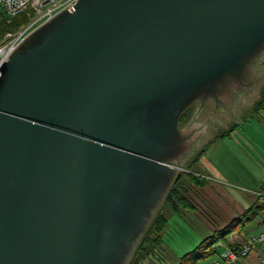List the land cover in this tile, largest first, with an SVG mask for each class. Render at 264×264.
Listing matches in <instances>:
<instances>
[{
  "label": "water",
  "instance_id": "1",
  "mask_svg": "<svg viewBox=\"0 0 264 264\" xmlns=\"http://www.w3.org/2000/svg\"><path fill=\"white\" fill-rule=\"evenodd\" d=\"M262 45L264 0H79L35 29L0 67V264H119L198 140L177 119Z\"/></svg>",
  "mask_w": 264,
  "mask_h": 264
},
{
  "label": "rangeland",
  "instance_id": "2",
  "mask_svg": "<svg viewBox=\"0 0 264 264\" xmlns=\"http://www.w3.org/2000/svg\"><path fill=\"white\" fill-rule=\"evenodd\" d=\"M35 2L40 3L41 1L36 0L32 3ZM45 8L46 7H44V9ZM27 10H31L28 12V15H30L29 20L31 21L33 10L31 8ZM44 22L45 20H38L34 23V25L27 30L26 34L29 33L28 35L25 34V37L27 38ZM27 25L19 28V31H16V33L14 32V34L26 30L30 24ZM7 41V36H3L0 39L1 46H4ZM238 70H240V75L238 74L236 81L240 80L241 86H234L229 90L227 88L229 86H222L219 88L220 94L226 91V95H228V97H225V101L222 100V102L215 104L214 100L209 97L203 102L198 99L192 102L180 116L182 117L186 111L191 110L192 115L181 130L186 131L187 123L191 121L194 122V131L197 129L199 133V135H197L198 140L196 144H194L196 146L195 149L197 148L199 150L204 148L203 163H205L206 166H216L227 180L246 179L254 174L259 178L262 176L260 172L252 173V171L253 169L256 170L254 167L255 161L257 165L259 164V160L264 164V113L253 112V106L259 98V90L264 83V45L258 47L253 54L242 61ZM209 113L212 114L209 115L210 118L215 120L211 123L209 121H204ZM208 122L210 125H208ZM230 134L232 135L229 138L228 136ZM240 143H244L245 146L242 148L236 146ZM198 150H195V152L187 156L184 162L185 165L190 159L196 157ZM182 181L191 183V180L186 174H183ZM251 183L255 184L256 181L252 180ZM234 184L237 185V183ZM191 197H194L193 193H191ZM163 202L159 205L154 216L148 223L150 224L158 213H162L166 219V226L162 233V244L145 257L141 264H175V261L172 260L175 259L176 255L180 261L181 257H184V255L189 252L181 246V243L185 242L188 244L189 242L201 241L202 238H205H201L199 233L192 228V225L190 226L186 220L182 219L183 214L186 213L188 221L190 219V221L193 220L198 224L197 220L194 219L192 209L181 207L178 211H174L169 209L168 206H163ZM140 228L141 225H139L132 238L129 239V241H133L132 245L129 250L124 253L119 264L130 263L131 256L146 231V229L139 231ZM196 237L198 239H196ZM164 244L166 245L165 252H158L162 249ZM175 248H177L176 251ZM147 258L149 259L146 260ZM191 262L192 260L189 263L185 262V264H190Z\"/></svg>",
  "mask_w": 264,
  "mask_h": 264
},
{
  "label": "crops",
  "instance_id": "3",
  "mask_svg": "<svg viewBox=\"0 0 264 264\" xmlns=\"http://www.w3.org/2000/svg\"><path fill=\"white\" fill-rule=\"evenodd\" d=\"M231 135L228 137L230 138ZM236 146L242 148L245 145L240 143ZM195 147L192 152L198 150ZM203 151L204 148L198 150L197 153L200 155L189 166V173L197 179L191 181L190 186L194 194L191 199L193 201V216L198 224L193 220L190 221V219L188 221L186 213L183 214L182 219L186 220L190 226L192 225V228L199 233L201 238H205L188 244L181 243V246L189 251L185 255L204 245L208 246L205 254L201 250H197V254L193 256L190 264H212L215 261L220 262V264H259L260 260L264 259V239L261 241L255 239L261 235L264 236V211L250 220L247 219L250 216L249 212L261 204L257 202L256 193L264 181V164L260 160L258 165L256 161L254 162L256 170L253 169L252 173L260 172L262 174L260 178L254 174L250 175L249 178L245 177L246 179L227 180L216 166H206L203 163ZM180 166V168H186L187 164L185 165L183 161ZM252 180H255L256 183H251ZM254 211L258 210L254 209ZM220 234L224 235V240ZM214 237H218L217 240L205 241L213 240ZM196 239L198 238L196 237ZM248 241H252L253 247L246 257H230L232 253L237 254ZM165 248L166 245L164 244L158 252L163 251L164 253ZM182 257L179 261L176 255L172 261H175V264H183Z\"/></svg>",
  "mask_w": 264,
  "mask_h": 264
},
{
  "label": "trees",
  "instance_id": "4",
  "mask_svg": "<svg viewBox=\"0 0 264 264\" xmlns=\"http://www.w3.org/2000/svg\"><path fill=\"white\" fill-rule=\"evenodd\" d=\"M30 11L31 10H27L26 12L20 13L9 21V19L4 15L3 11L1 12L0 10V38H2L6 33H14L18 31L19 28L27 25L30 22V15H28V12ZM258 95L259 98L253 106V112L264 113V83L262 84ZM191 115V110L186 111L180 119L179 126L181 127L183 124H185L190 119ZM199 155L200 153H197L195 158H198ZM195 158L188 161L186 166L188 171L190 169V164L195 160ZM183 174H186V176L188 175V178L191 181L197 180L192 174L188 172H180L177 175L163 202V206H168L169 209L174 211H178L181 207L190 209L193 208V201L189 195L191 192L190 182L182 181ZM254 209H257L258 211H254ZM254 209L249 212L250 216L247 220H250L254 216L261 214L264 211V203H261L258 207L255 206ZM165 226L166 219L162 213H158L149 224L144 235L136 246L129 264H140L145 257H147L151 252L161 245L162 233L165 229ZM220 237L222 240L225 239L223 234ZM217 238L214 237L213 240L209 239L205 241H214L217 240ZM207 248L208 246L201 245L199 248H197V250H201L204 253L206 252ZM197 250L185 255L182 258V263L185 264V262L191 261L193 256L197 254Z\"/></svg>",
  "mask_w": 264,
  "mask_h": 264
},
{
  "label": "built area",
  "instance_id": "5",
  "mask_svg": "<svg viewBox=\"0 0 264 264\" xmlns=\"http://www.w3.org/2000/svg\"><path fill=\"white\" fill-rule=\"evenodd\" d=\"M34 1L36 0H0V10L1 12L3 11L4 15L9 19V21L12 18L16 17L18 14L23 13L28 8H31L33 10V16L31 18V21L28 23V25L29 24L30 25L29 26L27 25L28 27L26 30L20 31L17 34L6 33L4 35V37L7 36L8 41L5 43L4 46H1V42H0V66L8 60L11 54L18 48V46L26 38L25 36L28 35L29 33L28 32L26 34L27 30H29L34 25V23H36L38 20L39 21L45 20L46 22L63 11L73 12L74 7L79 0H40L41 1L40 3L39 2L32 3ZM44 7L46 8L44 9ZM191 193L192 191L189 194L190 197H191ZM256 197L258 203H264V181L261 185L260 190L256 193ZM263 239L264 236L261 235L259 238L255 240L261 241ZM252 247H253L252 241H248L243 245V247L237 254L232 253L230 257L231 258H234L235 256L246 257L249 254ZM212 264H220V262L215 261ZM259 264H264V259L260 260Z\"/></svg>",
  "mask_w": 264,
  "mask_h": 264
},
{
  "label": "flooded vegetation",
  "instance_id": "6",
  "mask_svg": "<svg viewBox=\"0 0 264 264\" xmlns=\"http://www.w3.org/2000/svg\"><path fill=\"white\" fill-rule=\"evenodd\" d=\"M238 73H239V75H240V70H238L237 71ZM238 77V76H237ZM229 81L231 82L229 85H227V86H229V87H227L228 88V90L230 89V88H232V87H234V86H241L242 84H241V81L239 80H237L236 81V78L235 77H232V78H230L229 79ZM219 87V86H218ZM196 97L197 96H199V97H203V94H198V95H195ZM194 96V97H195ZM195 97V98H196ZM225 97H228V95H226V91L225 92H222L221 93V95H220V97L219 98H221V99H226ZM209 115H212L211 113H209L208 115H207V118L206 119H204V121H209L210 123L212 122V121H215V120H212L211 118H210V116ZM181 116V115H180ZM200 116H201V114H200ZM180 119H181V117H179L178 119H177V128L178 129H176L175 131L176 132H180V131H182L181 129H183V127H184V124L180 127L179 126V122H180ZM209 122H208V125H210L209 124ZM220 122V121H219ZM193 121H191L190 123H187V125H186V131H182V136H184L185 138H186V141H185V143H186V147H187V145L190 143V146L192 145V143H193V141H195V139H196V136H195V132H193L194 131V129H195V126H193ZM191 124V126H189ZM169 128V127H168ZM196 131H197V129H196ZM194 144H193V146H191L192 147V149L194 148ZM193 152L191 151V154H192ZM189 155V154H188ZM187 155V156H188ZM187 156L185 157V159L187 158ZM177 160V159H176ZM192 160V159H191ZM180 172L178 171V173H177V175L179 174ZM177 175H176V177H177ZM175 177V178H176ZM174 183V182H173ZM172 186V185H171Z\"/></svg>",
  "mask_w": 264,
  "mask_h": 264
}]
</instances>
